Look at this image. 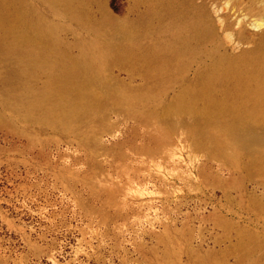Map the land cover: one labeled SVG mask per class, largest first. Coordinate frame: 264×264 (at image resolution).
<instances>
[{
  "label": "rangeland",
  "instance_id": "obj_1",
  "mask_svg": "<svg viewBox=\"0 0 264 264\" xmlns=\"http://www.w3.org/2000/svg\"><path fill=\"white\" fill-rule=\"evenodd\" d=\"M243 49L264 0H0V264H264Z\"/></svg>",
  "mask_w": 264,
  "mask_h": 264
},
{
  "label": "bare ground",
  "instance_id": "obj_2",
  "mask_svg": "<svg viewBox=\"0 0 264 264\" xmlns=\"http://www.w3.org/2000/svg\"><path fill=\"white\" fill-rule=\"evenodd\" d=\"M202 91L207 100L215 99L209 94V88L214 85H225L239 95L236 96L241 104L252 102L253 105H263L260 114L264 116V52L253 53V50L242 51L227 55L219 59L209 72L200 79ZM50 83V87L57 85L63 87L66 84V72L57 74ZM247 99V100H246ZM244 102V103H243ZM236 101L235 105H238Z\"/></svg>",
  "mask_w": 264,
  "mask_h": 264
}]
</instances>
